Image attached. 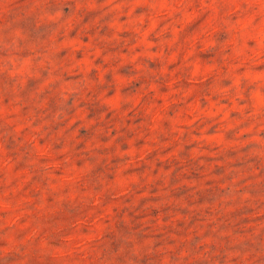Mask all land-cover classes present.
Returning a JSON list of instances; mask_svg holds the SVG:
<instances>
[{
	"label": "rangeland",
	"instance_id": "1",
	"mask_svg": "<svg viewBox=\"0 0 264 264\" xmlns=\"http://www.w3.org/2000/svg\"><path fill=\"white\" fill-rule=\"evenodd\" d=\"M0 264H264V0H0Z\"/></svg>",
	"mask_w": 264,
	"mask_h": 264
}]
</instances>
